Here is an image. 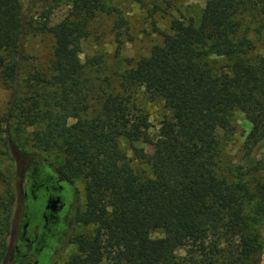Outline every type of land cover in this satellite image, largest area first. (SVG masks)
<instances>
[{
    "label": "trees",
    "instance_id": "trees-1",
    "mask_svg": "<svg viewBox=\"0 0 264 264\" xmlns=\"http://www.w3.org/2000/svg\"><path fill=\"white\" fill-rule=\"evenodd\" d=\"M69 1L67 16L36 26L22 0H0V81L13 94L28 61L23 36L38 29L54 38L49 73L26 79L32 91L13 97L8 116L17 109L21 124H39L35 145L58 148V168L83 182L87 202L78 223L88 229L72 238L77 247L67 264H259L253 221L264 217V182L221 173L219 139L211 131L228 130L239 110L251 124L248 151L264 143V57L253 53L248 34L264 29V0H205L199 12L172 17L160 44L127 59L130 67L118 74L121 90L106 93L93 116L85 115L80 43L90 20L108 8L103 0ZM248 13L259 17L258 26L251 27L252 17L244 23ZM138 88L168 110L154 132L136 105ZM13 202L9 194L0 214V264Z\"/></svg>",
    "mask_w": 264,
    "mask_h": 264
},
{
    "label": "rangeland",
    "instance_id": "rangeland-1",
    "mask_svg": "<svg viewBox=\"0 0 264 264\" xmlns=\"http://www.w3.org/2000/svg\"><path fill=\"white\" fill-rule=\"evenodd\" d=\"M107 10L100 11L88 23L89 34L80 43V59L84 65V82L86 95V116L97 114L101 108L106 93L117 92L122 86L118 74L126 71L132 62L141 56L147 55L155 44H160L164 33L169 30L172 17L182 13L187 15L199 12L205 0H103ZM27 6V16L32 17L33 24L39 26L46 20L56 23L68 15L71 9L69 0H22ZM47 14V18L44 14ZM252 13L246 14L244 23L252 17L251 27L258 26L259 17ZM254 44V54L264 57V29L260 33L251 30L248 33ZM23 52L28 56L25 62L18 86V92L0 81V214L8 200L9 194H14L11 217L19 206L18 182L23 170L24 162L29 159H46L57 166L62 162L63 155L58 148L43 150L35 145L32 138L38 126L21 124L17 115L19 111L13 110L14 115L8 116L13 105V97L18 99L26 97L32 91L29 82H37L41 77L36 73H49L52 59L54 38L51 33L34 29L27 32L22 40ZM99 58V63L88 62L87 58ZM25 78V80H23ZM136 105L148 114L151 132H154L168 113L160 100L150 98L143 88L136 89L133 94ZM231 126L228 130L213 128L211 135L219 139L220 152L217 155V165L221 173L230 180L243 179L252 184L254 181L264 182V143L249 152L246 146L247 134L251 128L245 115L235 110L231 115ZM72 120H69V122ZM9 127V131L6 128ZM143 147L148 153L152 147L146 143H134ZM128 156L136 170L142 168V163L136 158L132 144L124 142ZM78 190L79 211L87 202V195L80 179L74 180ZM264 217L262 218V220ZM253 221L255 229L259 232L261 243L259 264H264V221ZM88 227L78 223L73 231L71 242L56 264H67L69 257L76 251V243L72 238L78 232ZM153 236H159L154 231ZM184 254L183 249L177 251Z\"/></svg>",
    "mask_w": 264,
    "mask_h": 264
},
{
    "label": "flooded vegetation",
    "instance_id": "flooded-vegetation-1",
    "mask_svg": "<svg viewBox=\"0 0 264 264\" xmlns=\"http://www.w3.org/2000/svg\"><path fill=\"white\" fill-rule=\"evenodd\" d=\"M19 206L10 220L1 264H56L78 224V190L73 179L44 159L24 162Z\"/></svg>",
    "mask_w": 264,
    "mask_h": 264
}]
</instances>
